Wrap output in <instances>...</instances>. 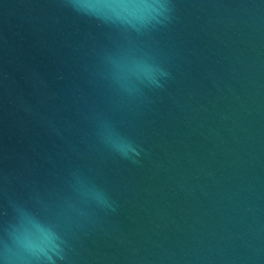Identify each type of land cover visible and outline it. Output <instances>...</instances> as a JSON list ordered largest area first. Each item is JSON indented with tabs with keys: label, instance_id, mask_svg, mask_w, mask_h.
I'll return each mask as SVG.
<instances>
[{
	"label": "water",
	"instance_id": "water-1",
	"mask_svg": "<svg viewBox=\"0 0 264 264\" xmlns=\"http://www.w3.org/2000/svg\"><path fill=\"white\" fill-rule=\"evenodd\" d=\"M21 213L48 264H264V0H0V237Z\"/></svg>",
	"mask_w": 264,
	"mask_h": 264
},
{
	"label": "clouds",
	"instance_id": "clouds-1",
	"mask_svg": "<svg viewBox=\"0 0 264 264\" xmlns=\"http://www.w3.org/2000/svg\"><path fill=\"white\" fill-rule=\"evenodd\" d=\"M72 4L79 11L105 8L145 16L150 13L162 14L167 8L168 0H72ZM159 75L167 73L161 69ZM154 82L158 84L159 80L154 79ZM105 139L124 156L137 151L130 141L114 131L110 130ZM98 199L106 203L102 195H98ZM35 228L34 217L28 213H21L10 227L4 229L7 235L0 237V264H48L47 260L42 259ZM43 234L47 235L46 232Z\"/></svg>",
	"mask_w": 264,
	"mask_h": 264
}]
</instances>
